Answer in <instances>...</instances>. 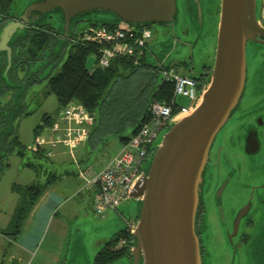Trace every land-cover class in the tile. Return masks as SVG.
<instances>
[{
  "label": "water",
  "instance_id": "95a60500",
  "mask_svg": "<svg viewBox=\"0 0 264 264\" xmlns=\"http://www.w3.org/2000/svg\"><path fill=\"white\" fill-rule=\"evenodd\" d=\"M55 10L64 17V33L56 31L60 40L72 35L78 19L94 12L111 16L110 21L98 24L137 29L154 24L172 26L177 15L175 0H37L20 16L11 14L12 19L0 29V52L7 56L4 75L10 67L12 40L30 25H41L38 21ZM256 11L257 0H220L209 81L194 108L171 120L160 133L141 179L129 194L128 200L138 204L132 218L131 264H206L195 233L204 171L212 143L246 86V44L264 37ZM78 251L75 262L70 251L67 264H80Z\"/></svg>",
  "mask_w": 264,
  "mask_h": 264
},
{
  "label": "trees",
  "instance_id": "16d2710c",
  "mask_svg": "<svg viewBox=\"0 0 264 264\" xmlns=\"http://www.w3.org/2000/svg\"><path fill=\"white\" fill-rule=\"evenodd\" d=\"M15 1L0 0V29L12 19L11 9ZM90 25L107 26L97 22H91ZM60 38L61 35L50 24L30 25L25 28L23 35L14 38L10 44L11 62L5 75L7 56L6 52H0V179L9 166V158L13 155L24 158L27 152H31L36 159L46 158L39 150H33V147H27L21 143L16 130H14V122L16 119L30 114L23 110V96L26 89L43 80L38 78L34 72L30 74V68L36 62H40L47 51L51 50L52 52L58 41H62L63 45H68V53L65 59H62L58 72L45 77L47 78V88L44 97L55 96L58 104L57 113L71 101L81 104L92 113L94 124L90 135L94 134V138L104 133L103 131H113L118 128V133H120L122 129H127L130 126L135 128L133 135L138 127L148 119V107L152 102L170 101L172 97V83L164 81L161 77L163 69L172 67L147 64L145 56L138 59L137 64H135V56L118 55L110 61L107 68H95L90 72L92 64L89 65L88 60L92 57L94 62V58L98 56V51L103 45L97 42L82 43L79 41V35L75 34L64 38V40H60ZM52 54L56 57L54 58L56 59L54 64L56 67L62 53ZM210 67H206V74H202L199 79L188 75L195 80L199 91L209 81ZM142 69H145L144 73ZM125 75L126 77H124ZM147 75L148 79L146 80ZM119 78H129L131 81L135 78H142L145 84L142 85L141 82L137 87L136 97L138 99L134 102V112L117 117L116 121L118 119L119 121L116 126L112 124L113 122L110 123L111 117L109 118L108 114L110 113V100L114 102L118 96L114 91ZM8 92L11 93V98L4 102ZM54 117L55 115L43 114L40 123L33 129L34 136H38L45 128L51 126L55 120ZM129 138L121 137L123 143ZM25 165L37 170V165L31 162L27 161ZM55 176L53 174L52 178ZM50 183L51 180L47 179L44 182L29 185L13 184L11 186V190L18 195V202L11 215L8 229L2 233L14 237L20 232L29 211ZM122 239L126 241L125 245L119 244ZM133 245V235L128 233L126 229L118 230L97 251L94 256V264H111L122 258H127L131 262L130 249Z\"/></svg>",
  "mask_w": 264,
  "mask_h": 264
},
{
  "label": "rangeland",
  "instance_id": "374dc122",
  "mask_svg": "<svg viewBox=\"0 0 264 264\" xmlns=\"http://www.w3.org/2000/svg\"><path fill=\"white\" fill-rule=\"evenodd\" d=\"M37 0H16L12 6L11 14L20 16L25 8ZM177 7L176 20L172 26H164L154 24L149 27L151 31V37L147 42L145 49V58L147 64L154 66L163 65L170 66L174 69L175 73L188 76L186 71L187 62H190L194 71L203 72L206 66H211L215 54L219 14H220V0H175ZM264 1V0H263ZM262 6V0H257V18H260V11ZM111 20V16L105 13H90L84 16L82 19H78L77 22L72 26V34L80 35L91 22H108ZM38 22L41 24H50L59 34H63L65 31L64 17L60 10H55L48 13L46 16L41 18ZM261 24L264 25V19L261 20ZM264 48V45L249 42V53H253L251 58L252 66L258 70L260 61H264L261 57L260 51ZM260 51V52H259ZM255 52V54H254ZM52 53L58 55L62 53L60 61L54 66L56 59L52 60V67L48 66L40 68L39 78L43 80L38 83L29 86L26 89V93L23 96V110L30 114L26 117L16 119L14 122V130L17 132V136L21 143L32 145L35 141L33 129L40 123L43 114L57 115L58 104L54 95L44 97V92L47 88V81L45 77L49 74L54 75L58 72L59 66L64 60L68 53V45L64 46L62 41H58L52 49ZM250 58V55L248 56ZM46 59L43 62H38L33 66L32 70H36L39 67H43ZM93 58L88 60V64L91 65ZM127 75V74H126ZM126 75L124 77H126ZM258 81V80H256ZM142 82L141 78H135L131 81L129 78L118 80V84L115 87L114 93L118 94L117 99L112 102L110 99V123L117 126V117L123 116L134 112V102L138 99V86ZM259 81L256 84L255 81L250 79L248 88H246V97L243 101L244 104L253 101L250 98L255 97V91L259 88ZM264 86V84H263ZM11 91V90H10ZM127 93V94H126ZM134 93V94H133ZM11 98V93L8 92L4 98V102ZM22 101V100H21ZM181 104H185V99L179 101ZM107 106L104 108L106 111ZM127 117V116H126ZM127 119V118H126ZM228 125V124H227ZM225 125V127L227 126ZM110 128L112 129L111 125ZM47 129H45V133ZM129 130H123L122 135L126 136L129 134ZM44 133V135H45ZM235 133V131L233 132ZM160 134L156 139V143L162 137ZM120 148V142L118 139L112 137L106 142V144L100 149L99 153L93 154L89 159H84L90 166L82 172L83 176L80 177L83 183L93 176V171L96 167L102 166L115 152ZM76 151V149L74 150ZM74 153V152H73ZM70 159V155H66ZM22 162L27 161L30 157L28 152ZM83 157V156H82ZM13 159V161H14ZM46 162L43 158L42 162ZM74 160H69L68 167L73 169ZM93 169V170H92ZM81 174V175H82ZM12 178V177H11ZM9 178V180L11 179ZM4 182L0 185V198L7 199L11 189L7 185L4 188ZM45 178L39 179L44 180ZM12 180V179H11ZM38 181V180H37ZM38 181V182H39ZM85 184V183H84ZM83 184V185H84ZM13 185V184H12ZM11 185V186H12ZM13 193V192H12ZM86 197V196H84ZM80 199L76 198L70 201L65 210L71 211L76 207H80ZM4 204V202L2 203ZM8 206V205H6ZM1 207V206H0ZM3 208V206L1 207ZM6 208V207H5ZM138 204L135 200L130 199L123 202L120 205L118 211H107L104 216L96 215L91 208H88L86 214H80L79 217L73 218L72 215H66L64 211H60L59 215L63 216L62 219L68 221L70 226H77L79 229L80 239V264H94V256L97 251L103 246V244L109 240L112 235L118 230L124 229L126 226L125 220L133 218V215L137 214ZM67 213V212H66ZM2 214V212H1ZM0 214V217L2 215ZM68 214V213H67ZM11 218V217H10ZM74 227V228H75ZM76 231L73 236H75ZM209 241L206 245V253L210 259V264H229L231 248L227 244H223V238L221 234L217 233L214 227H210L208 231ZM252 237L255 233H251ZM74 242V239H72ZM73 243L71 244V246ZM254 243H249L247 246H243L237 253L234 264H260L264 263V246L260 245L257 248ZM10 251L11 248L8 247ZM256 250V252H255ZM257 255V257L254 256ZM111 264H131L129 259L122 258Z\"/></svg>",
  "mask_w": 264,
  "mask_h": 264
},
{
  "label": "flooded vegetation",
  "instance_id": "af4514ba",
  "mask_svg": "<svg viewBox=\"0 0 264 264\" xmlns=\"http://www.w3.org/2000/svg\"><path fill=\"white\" fill-rule=\"evenodd\" d=\"M258 40L260 42L251 43L264 45V37H258ZM248 47L249 42L246 44L247 78L244 92L226 123L228 125L215 137L204 171L195 233L206 264H210L205 248L211 226L218 235L221 234L223 244L231 248L229 264H234L235 257L243 246L249 243H254L256 248L264 246V61H260L258 70L253 67V53H249ZM260 51L264 59V48ZM54 58L56 57L51 50L47 51L40 61L46 59L43 67L36 70L31 67L30 74L34 72L39 78L40 70L46 66L51 68ZM187 64V73L196 79L207 72H196L190 62ZM250 79L256 84L259 81L260 84L255 97L253 94L250 98L254 100L244 104ZM150 154L151 151L147 158ZM251 233L255 235L252 237ZM262 251L264 254V250ZM254 256L257 257L256 254Z\"/></svg>",
  "mask_w": 264,
  "mask_h": 264
},
{
  "label": "built area",
  "instance_id": "2783aa9c",
  "mask_svg": "<svg viewBox=\"0 0 264 264\" xmlns=\"http://www.w3.org/2000/svg\"><path fill=\"white\" fill-rule=\"evenodd\" d=\"M264 19V4L261 6L260 18ZM151 37L149 27L132 28L119 26H88L80 35V42H97L103 45L98 56L94 58L90 72L95 68L105 69L116 56H135L134 63L145 56L147 42ZM161 77L173 85L170 101H155L148 107V119L143 122L136 132L122 144L118 153L93 178L85 181L83 190L93 186L97 189L93 194L91 209L98 216L111 211H118V207L128 200L133 185L141 179L147 155L152 145L166 128L167 124L184 114L189 113L197 103L201 90L197 88L194 79L175 73L174 69H163ZM185 99L186 103L179 101ZM55 120L47 129V136L35 137L33 150H39L49 158L53 150L61 146L66 149L71 158L74 150L87 141L94 124V115L81 104L71 101L60 109ZM124 229L130 234L135 226L132 218H124ZM0 232V236H1ZM125 245L124 239L119 241Z\"/></svg>",
  "mask_w": 264,
  "mask_h": 264
},
{
  "label": "crops",
  "instance_id": "0c3cea01",
  "mask_svg": "<svg viewBox=\"0 0 264 264\" xmlns=\"http://www.w3.org/2000/svg\"><path fill=\"white\" fill-rule=\"evenodd\" d=\"M262 4H264L263 0ZM142 72L144 73L145 69ZM143 84H145L144 81H142ZM123 125L124 123L122 127ZM134 129V126L122 129L121 132L123 130L130 131L126 136L122 135L121 132L118 133V128L113 131H103L104 133H101L97 138H94V134H91L87 141L76 148L74 158L69 156L70 159L74 160L73 169L71 170L68 167L70 159L66 156L67 151L61 146L53 150L51 157L45 158L46 162H42V159H36L31 152H28L31 158L27 161L37 165V170L26 166L25 162L27 161L22 162L21 159H14V155L9 158V166L0 179L1 185L7 178L3 185L4 188L8 185L11 189L12 184L22 186L34 184L43 177L45 179L41 180L42 182L49 179L51 183L39 196L29 211L20 232L14 237L2 232L8 229L10 217L17 206L18 195L11 190L9 194L13 195H7V199L0 198V206H3V208L0 207V214L2 212V217H0V232L2 234L0 236V264H67L70 251L73 256L79 252V229L77 226H70L67 221L68 218L66 220L62 219L63 216H60L59 213L64 211L67 216L70 214L73 218L79 217L80 214H86L87 209L91 208L93 194L97 187L93 186L88 190L82 189L85 182L83 183L80 177L83 176L82 172L90 166L84 159H87L88 155L90 159L93 154L99 153L110 137L118 139L121 148L123 144L121 137H130ZM44 133L45 129L39 135L44 138L48 137L47 133L45 135ZM29 146L32 147L33 144ZM118 151L102 166L92 169L95 173L88 179L93 178L102 170ZM17 158L20 157L17 156ZM53 174L56 176L52 178ZM9 178L12 180H9ZM78 197L81 198L80 207H76L71 213L68 209L66 211L67 204ZM3 202L4 204H2ZM75 231L76 234L73 236ZM72 239H74V242ZM8 247L11 248L10 251ZM72 261L75 262V256L72 257Z\"/></svg>",
  "mask_w": 264,
  "mask_h": 264
}]
</instances>
